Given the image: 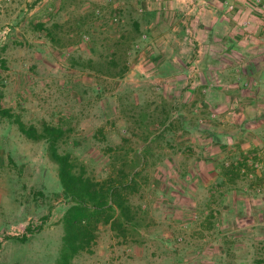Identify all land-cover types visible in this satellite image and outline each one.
I'll use <instances>...</instances> for the list:
<instances>
[{
    "label": "rangeland",
    "instance_id": "rangeland-1",
    "mask_svg": "<svg viewBox=\"0 0 264 264\" xmlns=\"http://www.w3.org/2000/svg\"><path fill=\"white\" fill-rule=\"evenodd\" d=\"M205 9L198 0H0V107L26 126L65 130L59 152L97 182L145 155L129 196L143 225L122 240L92 221L93 238L69 264H264V152L208 142L203 130L230 124L228 107L210 108L208 92L191 85L200 78L189 67L193 26ZM172 49L176 69L158 67ZM115 54L122 77L105 72ZM228 106L237 118L251 108ZM46 147L0 116V264H59L70 252L62 217L71 203ZM223 169L234 180L212 183Z\"/></svg>",
    "mask_w": 264,
    "mask_h": 264
},
{
    "label": "crops",
    "instance_id": "crops-1",
    "mask_svg": "<svg viewBox=\"0 0 264 264\" xmlns=\"http://www.w3.org/2000/svg\"><path fill=\"white\" fill-rule=\"evenodd\" d=\"M195 1L192 0L194 5ZM198 1L207 8L204 10L207 14L202 27L193 26V58L189 67L192 72L199 71L200 78L192 80V89L200 85L196 92H208V97L203 94L200 97L205 103L204 99L207 100L210 108L217 104L218 108H230V103L233 107L251 105L248 110L244 109L247 110L244 114H237L242 123L234 134L228 132L227 127H231L232 120H238L233 114L236 108H227L222 114L225 121L230 119V124L222 126V130L206 128L203 134L210 136L208 142L213 138H226L229 147L237 142L242 153L257 149L264 152V0H261L263 6L259 5V0ZM229 6L233 9L229 10ZM174 53L172 49L166 57L160 56L158 67L176 69ZM245 135L250 137L249 142ZM225 177L228 181L234 180L230 173L218 174L212 183L226 185ZM246 195L241 192L237 197L243 199ZM227 196L219 195L220 199Z\"/></svg>",
    "mask_w": 264,
    "mask_h": 264
},
{
    "label": "trees",
    "instance_id": "trees-1",
    "mask_svg": "<svg viewBox=\"0 0 264 264\" xmlns=\"http://www.w3.org/2000/svg\"><path fill=\"white\" fill-rule=\"evenodd\" d=\"M133 27L138 32V25L135 24ZM109 62L111 65L105 71L108 75L122 77L126 73L125 63L121 61V58L117 59L116 54ZM89 63L92 62L89 61ZM4 64L2 62V67ZM0 116L12 119L19 133L26 139L33 142H46L47 155L56 165L62 194L71 203L62 217L65 232L62 250L70 248V252L65 260H60L59 264H69L83 247L85 239L93 238L92 221L103 218V222L108 224L111 231L122 240L136 233L137 229L143 225L146 212L139 206H133L129 196L138 191L140 174H137V170L144 169V153L135 152L136 161L129 167L128 172L125 171L127 166L123 165L117 168L115 178L97 182L86 176L83 167L78 166L69 154L59 152L58 143L64 138L65 130L48 125H43L40 130L33 126H26L18 116H13L9 110L1 107ZM236 167L238 165L235 168L232 166L237 172ZM229 170L223 169L222 174L229 173Z\"/></svg>",
    "mask_w": 264,
    "mask_h": 264
},
{
    "label": "built area",
    "instance_id": "built-area-1",
    "mask_svg": "<svg viewBox=\"0 0 264 264\" xmlns=\"http://www.w3.org/2000/svg\"><path fill=\"white\" fill-rule=\"evenodd\" d=\"M258 3H259V5L263 6V4H261L262 3L261 0H259ZM232 9H233V7L229 6V10H232ZM246 162L247 163L249 162L251 164L250 167L253 168L254 170H259L261 168V164H259L257 161L253 162L252 160H247ZM240 172L245 173V170L241 169ZM249 177H252V175L250 174Z\"/></svg>",
    "mask_w": 264,
    "mask_h": 264
}]
</instances>
